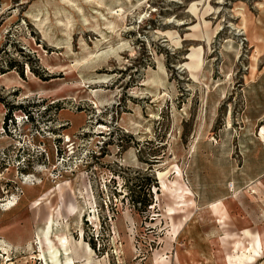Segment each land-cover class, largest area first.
I'll return each instance as SVG.
<instances>
[{
  "label": "rangeland",
  "instance_id": "374dc122",
  "mask_svg": "<svg viewBox=\"0 0 264 264\" xmlns=\"http://www.w3.org/2000/svg\"><path fill=\"white\" fill-rule=\"evenodd\" d=\"M263 113L264 0H0V264H45L51 220L75 264L253 263L257 193L193 183Z\"/></svg>",
  "mask_w": 264,
  "mask_h": 264
},
{
  "label": "crops",
  "instance_id": "0c3cea01",
  "mask_svg": "<svg viewBox=\"0 0 264 264\" xmlns=\"http://www.w3.org/2000/svg\"><path fill=\"white\" fill-rule=\"evenodd\" d=\"M220 148H223V154L220 157L222 159L221 161L224 165L229 164L231 168L230 177L228 179L222 178L220 181H214L213 178L212 180H206L204 178L197 179L196 174H194L196 177L194 181L197 182V185L193 183V188L197 193L198 199L202 202V206L212 207L215 203L223 202L226 204L224 207L227 210H229L228 207H231L230 209L233 211L232 205H237L238 203L241 207L242 214L244 213V206L237 201L236 197L249 195L251 194L250 192L257 193L256 202H262L264 206V200L259 197V192L264 187V140L261 136L258 134H240L238 140H232V142L230 141L228 143L223 142ZM200 165L202 163L196 161L193 167L198 170ZM230 182L234 184L233 189L227 186ZM248 201L250 202V200H247L246 203ZM237 222L242 225L240 228L243 237L251 239L253 242V246L250 248L255 247V241L257 239L261 240L262 251L260 252V256L253 263L249 264H263L264 223H255V226L251 224L246 225V223L250 222H248L245 216H242ZM251 223L254 224V221H251Z\"/></svg>",
  "mask_w": 264,
  "mask_h": 264
},
{
  "label": "bare ground",
  "instance_id": "6f19581e",
  "mask_svg": "<svg viewBox=\"0 0 264 264\" xmlns=\"http://www.w3.org/2000/svg\"><path fill=\"white\" fill-rule=\"evenodd\" d=\"M59 216L61 215L59 214L58 217ZM55 228L57 233H54ZM59 232L60 230L55 225V222L51 220L47 223L46 228L39 233L38 236L42 245V259L45 260V264H75L70 256L71 249L68 237L63 234H59ZM53 236L56 237L57 243H55L52 239ZM62 256L63 260L61 259Z\"/></svg>",
  "mask_w": 264,
  "mask_h": 264
},
{
  "label": "built area",
  "instance_id": "2783aa9c",
  "mask_svg": "<svg viewBox=\"0 0 264 264\" xmlns=\"http://www.w3.org/2000/svg\"><path fill=\"white\" fill-rule=\"evenodd\" d=\"M233 187H234V184H231V185H230V188H232V189H233Z\"/></svg>",
  "mask_w": 264,
  "mask_h": 264
}]
</instances>
